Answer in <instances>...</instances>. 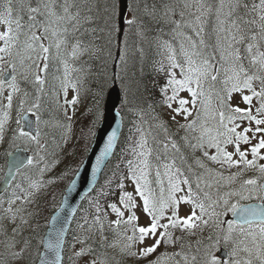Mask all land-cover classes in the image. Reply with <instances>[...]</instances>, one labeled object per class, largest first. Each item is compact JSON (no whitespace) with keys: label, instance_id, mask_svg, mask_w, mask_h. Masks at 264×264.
Segmentation results:
<instances>
[{"label":"trees","instance_id":"obj_1","mask_svg":"<svg viewBox=\"0 0 264 264\" xmlns=\"http://www.w3.org/2000/svg\"><path fill=\"white\" fill-rule=\"evenodd\" d=\"M54 2L55 11L58 14H62L64 0H54ZM116 2L117 0H69V3L72 4L70 11L73 13L79 12V30L73 32L71 31V25H68L70 29L67 34L68 43L67 45H62L60 51L64 54L65 48L68 50L67 61L70 68L71 81L77 83L79 95L85 96V106L83 112L77 117L76 134L69 149L62 158L54 175L50 180H46L48 185L44 190V194L39 197V204L35 205L36 214L33 221V226L36 224L41 228L38 236L42 239L51 214L60 206L66 187L86 158L93 142L96 129L102 120L100 119L95 124L93 123L96 120V101L99 99V111L103 114L108 92L113 85L114 63L117 52L121 48L125 59L124 61L119 59L116 73L118 85L122 92L120 111L124 121L123 132L116 152L106 168L98 187L85 200L79 210L68 239L70 241L74 238L78 229L86 228L88 231L87 244L91 247L92 254L108 260L111 264L121 263V258L114 255L108 247L111 242L123 234L126 225L122 224L119 228H116L115 225L110 223L115 220L116 214L112 212L108 205L116 204L118 208L125 212V218L130 213L119 202L122 192L131 193L136 202L135 189L137 185L135 180L131 179L132 172L130 171L129 161L133 162L132 167L135 169L136 175L139 176L140 170L143 168L141 160H148V167L144 169L145 176L144 180H141V185H144L146 194L150 192L157 202L160 200L161 195H163L164 199H167L170 191V176L181 181L184 179L189 180L194 198L198 196L205 204L209 203L205 194L211 200H216L213 194L208 192L205 186L202 185V171L198 170L202 150H194L187 145L188 142L185 139L182 125L167 116L165 110L167 104L170 103L167 97L173 95L172 86L168 83L171 78L169 73H175L177 80L183 79L181 69L179 67L172 68V61L169 57L174 52L176 61L184 63V56L180 52V46L183 43L186 49L189 48L185 36L194 37L190 27H184L182 24V27L177 29L175 23H173V21L181 22L182 11L179 14L178 10L174 9V4L178 0H129L127 20L134 18L136 23L132 25L125 24L121 42H119L120 29L119 31H112L111 35L109 34L110 26L113 22L119 28L118 18L112 17L111 12V7ZM245 2L251 8L254 0H245ZM37 3V0H13V18L19 15L23 24L19 36V39L22 40L19 43L20 46L25 41L28 25L32 23L28 20L29 13L27 8L29 5L36 7ZM185 3L189 5L188 8H197L196 0H185ZM205 3L215 9L218 0H205ZM2 7L3 0H0V10ZM240 12L243 13L244 9H241ZM183 14V21L194 22L190 11ZM251 16H255V14L252 13ZM110 17L112 18L110 19ZM37 20L42 22L44 17L37 16ZM205 20V39L209 43L214 44L215 34L212 31L215 22L214 11L206 16ZM12 27L15 29V24ZM38 32L41 34L42 30ZM51 37V33H49L47 39L49 40ZM77 40L80 42V48L83 51L78 52L76 57H72V48ZM168 45L171 46L173 52L169 51ZM243 49L244 46L241 45V53L246 55ZM208 51L212 50L208 49ZM50 63H52L51 58ZM244 64L246 68H250L248 60H245ZM47 73H49V70H47ZM46 74L47 83H45L42 92L37 91L38 86L33 82V74L29 79L20 81L21 94H23L24 98L22 99L23 102L19 98L14 100L18 112L12 120L15 128L10 129L9 120L4 126L5 136L10 142L8 143L9 145L4 146V153H0V177L3 175L7 153L16 147L23 146L21 144H11L13 138L20 135V112L27 113L30 108L31 110H39L45 105L46 94L50 91L47 86L49 76H46ZM223 75L224 72L221 71L216 82L209 81L211 87L215 90H219V87L223 86ZM163 89H167V92L162 91ZM101 90L103 92L102 97H97V93ZM125 94H127V104H123ZM177 94L178 92L176 96ZM37 97H39V100H37ZM34 103H39L40 107L38 109L32 108ZM18 120L19 124H17ZM160 124L167 127V133H164L158 127ZM137 129H141V131H137ZM142 133L144 138L147 139V147L152 150L151 155L147 157H139L137 155L141 151L139 143ZM167 140L174 141L179 148V152L169 147L167 153H165L161 142ZM173 160L175 161V166L169 173L164 165L173 164ZM32 165L27 166L23 172L29 170ZM176 168H179L183 175L177 177ZM202 168L205 171L204 167ZM157 172H159V175H157ZM21 175L22 172L18 174L13 182L11 191L14 189L19 192L24 190L25 186H22L21 182H19ZM145 180L147 181L146 185L144 184ZM198 182L199 188L196 187ZM120 184H123V189L119 187ZM180 188L181 191L176 192L175 196L177 194H180L181 197L186 196L189 185L181 183ZM97 204L102 209L99 215L104 225L103 233L98 230L99 225L95 223V218L98 215L96 211ZM197 210L199 211V209ZM218 210V212L221 211L220 213L224 211L222 201ZM135 213L137 215L136 209ZM105 214H107L106 219L104 218ZM221 215L219 220H221ZM209 225L213 226L207 225V227H204L201 225L200 228L192 231L169 228L167 231L171 233L173 242L169 243L166 239L161 241L158 250L173 245L171 250H175V253L179 250L184 257H188V260L191 261L193 255L197 256V261L201 260L202 253L210 243L208 237L210 235L213 237L218 234L222 235L220 226ZM35 245L37 252L34 261L36 262L42 250V244H37L35 241ZM198 247L200 249L199 252L197 251Z\"/></svg>","mask_w":264,"mask_h":264},{"label":"snow or ice","instance_id":"obj_2","mask_svg":"<svg viewBox=\"0 0 264 264\" xmlns=\"http://www.w3.org/2000/svg\"><path fill=\"white\" fill-rule=\"evenodd\" d=\"M197 8L196 13H194V22L192 21H183L184 14L181 13V22L173 21L176 28L179 29L182 27H190L193 36H185L189 48H185V45L182 43L180 46V52L184 56V63H178L176 61V55L173 52L170 45L169 51L173 54L169 57L172 61L171 67L181 69V75L183 79L177 80L175 78V73H169L171 77L168 81L169 85L172 86L173 95L167 97L168 101H174L176 99V93L187 89L191 94L192 100L191 103L193 107L195 106L197 99L205 96L204 85L208 81L216 82L220 76L221 71L224 72V79L222 83L224 84V92L226 95L217 94V99L219 101L218 107L216 109V115L219 117L218 121L212 128L206 127L204 124H201V134L198 137H195L196 143L190 144L189 146L193 149H203L205 145L208 148H214L216 154L209 155L207 151H204L203 155L207 157L210 161L220 164L227 165L229 168L240 167L241 165L244 168L257 167L256 157L259 156V159L264 160V155H260L261 150L264 149V138H260L258 143L251 147L252 159L247 158L245 151L241 150L240 145L243 143L245 145L250 143V138L247 133L253 131L251 128H244L242 131H237L239 127L236 124V121L247 120L249 122L254 121L255 132L264 133V119H258L255 115L252 114L250 108H241L239 106L232 107L228 103L232 99V93L239 92L242 95L243 101L251 104L253 96L261 99V105L256 109L258 114H264V51H261V43L264 42V0H260L259 4L253 3L251 8H249L248 3L245 0H218L217 6L215 9L209 4L205 3V0H196ZM72 4L69 3V0H64L62 5V14H58L55 11V2L54 0H47L46 3L38 0L36 7H31L30 5L27 8L29 13L28 20L31 21L28 25V33H26V40L24 47L27 51L31 53H36V58L33 59L32 55L28 54L24 56L20 63L23 66L24 60L27 59L31 61V64L27 65L25 72H31L33 69L34 84L38 86L37 91L42 92L45 85V79L42 78L40 72H46L48 69V59L50 46H45L44 43L40 41L47 39L48 34L51 33L52 37H56L55 48L57 49V54L61 49L62 45H67V34L70 29L68 25H71V31L79 30V12L73 13L70 11ZM185 7H189L186 3ZM244 9V12L241 13L240 10ZM170 11V10H169ZM214 11L215 22L213 25V33L215 34V43H209L205 39V17L212 14ZM112 17L119 18V0L114 3L111 7ZM256 13L252 18L247 19ZM14 9H13V0H3V11L0 13V22L7 25V31L0 33V40L4 42V47H0V53H5L7 55H12V49L16 47L21 29L23 24L21 23V17L16 15L13 18ZM167 15V13H166ZM37 16H43L44 20L41 22L37 20ZM110 17V19L112 18ZM128 25L136 23L135 19H128L126 21ZM15 24V29L12 25ZM42 30L41 34H38V31ZM112 31H119L118 26L115 22L110 26V35ZM241 45L244 46V53H241ZM211 49L212 51H208ZM253 49H256V54L253 55ZM83 51L80 48V42L77 40L76 44L73 45L71 55L76 57L78 52ZM111 55V53H109ZM19 55V53H17ZM3 56H0V60H3ZM120 60L124 61V55H120ZM248 60L250 68H246L244 61ZM186 65V66H185ZM12 69V79L9 86L13 89V92L19 91V88L16 84V72L17 67L15 63L11 65ZM65 78L61 82V87L65 95V104L69 107H74L79 99V89L77 83L71 82L67 79V69L68 65L65 63ZM163 70V69H161ZM0 76H2V71H0ZM254 81H258L260 84L259 91L253 85ZM4 81L0 78V90L3 89ZM195 85V87H193ZM68 88H71L77 93L71 100L67 99ZM247 89L252 93L251 96L243 95L244 90ZM165 93L167 89H163ZM102 90L97 93V97H102ZM39 100V97H37ZM7 107L10 109L12 106V95L7 96ZM99 99H97V110H96V120L94 124L102 119L103 114L99 111ZM127 94H125V99L123 104H127ZM188 100L181 99L179 100V108L172 109L176 115H181L182 113L187 119L188 116H191V112L184 107L188 104ZM201 105L207 113V101L201 100ZM39 103H34L32 108H39ZM168 108H172V104H167ZM223 109H227L225 112ZM31 111V108L29 109ZM67 115V112L65 113ZM199 118V113L197 114ZM71 116H68V119L71 120ZM215 119V116L212 117ZM8 119V113H3L2 118H0V139L3 138L4 126ZM175 119V116L172 117ZM19 124V120L17 121ZM164 133L168 132L167 127L163 124L158 125ZM189 130L196 129V121L192 123L182 125ZM141 131V129H137ZM20 135L23 137H28L29 133L21 131ZM116 131L113 130L112 133L107 138V144L104 149L102 156H106L113 147V143L116 140ZM36 139L37 143L38 138ZM187 139V138H185ZM162 147L165 153L169 147L175 149L176 152H179V148L174 141L167 140L162 141ZM147 139L144 138L142 133V138L139 143L141 151L137 154L139 157H147L151 155L152 150L147 147ZM235 145V153L230 152L227 149L228 145ZM234 154L238 155L239 159H234ZM159 158V157H157ZM101 157L97 158V165L101 163ZM29 164H32V160L28 161ZM133 162L129 161L130 171L132 172L131 179L136 182L135 191L138 193L140 198L143 200V212L147 213L151 217L150 224L148 226H135L134 222L138 220V217L135 213L137 208V203L134 200V197L129 192H122L119 197L120 204L123 205V208L126 209L130 214L127 216V219H124L125 212L116 206V204H110L108 207L111 208L112 212L116 214V219L110 223L115 225L116 228H119L122 224L131 225L132 227V236H126V239L129 242H136L143 244L145 239L149 236L157 237L155 241L150 245L142 248L139 254L142 257H147L151 253L155 252L156 249L160 246L161 241L167 240V242H173V238L170 232L167 230L172 229H181L192 231L196 228H200L201 225L207 227L211 221L213 224L219 226L222 221L219 220V216L222 214L217 212L216 209L220 207L221 201L226 210H231L233 214L237 213V206L235 204H230L229 200L225 197H231L234 195H240L242 199H249L250 196H243L242 193L228 192L225 194V197H220L217 200H211L210 197L205 194L206 198L209 200V203L205 204L198 196L194 198V193L189 180L184 179L181 181L178 178H173L170 176V191L167 199H164L161 195L160 200L157 202L156 199L152 196L150 192L146 194L144 185H141V180H144L145 172L144 169L148 167V160L142 159L141 164L143 168L140 170V175L137 176L135 169L132 167ZM175 166V161L173 164H165L164 167L171 173V169ZM139 167V165H137ZM200 167H204L203 164H200ZM259 171L261 174H264V165L259 166ZM177 177L183 175L179 168H176ZM159 175V172H157ZM235 176L229 177V180H234ZM189 185L188 194L184 197L176 198L175 193L181 191L180 184ZM144 184H147V181H144ZM244 184L255 185L256 180L249 179L244 181ZM33 188H38L39 185L33 183L30 185ZM119 187L123 189V184H120ZM197 188L200 187L199 182L196 185ZM211 187V185H209ZM264 192V188L261 189ZM19 199V197H17ZM261 199H264V195L261 196ZM14 201H10V204ZM191 204L192 210L191 214L185 217L179 215L180 204ZM171 208L172 214L167 217L168 223L161 224L160 220L164 217V212L166 209ZM196 209H199V214L197 215ZM6 211L12 212L11 207ZM19 211V210H17ZM96 211L98 215L95 218V223L99 225V231L103 233V223L101 222V216L99 213L102 211L100 206L97 204ZM243 213L241 216V223L233 224L229 223L227 230L224 232L223 236L216 235L215 237L209 236L208 240L210 241L209 245L205 249L203 258L200 260L199 264H222L221 260L218 259L215 255V252L219 250L221 245V240H223L224 246L229 247L230 243L233 245L228 251V260L224 264H264V208L259 210L256 208H244L241 209ZM15 213L12 215L13 221L15 220ZM207 216L208 219H204ZM104 218H107L105 214ZM87 223V221H85ZM256 225L258 232L256 231H246L245 225L249 229L252 228V225ZM163 228L165 231L158 234V229ZM239 229L241 235L244 236V239L239 241L237 244L233 238V233ZM16 230L13 229V232ZM63 229H61L62 233ZM139 233V236H136V233ZM249 238L251 246H249ZM27 243V242H25ZM7 247H15V244L7 245ZM51 247V245H49ZM131 243L124 245L125 249H130ZM197 251L200 249L198 247ZM243 251L247 253V258H241L239 253ZM131 255H136V253L130 252ZM77 256L85 255V250H81L76 253ZM13 259L20 258L22 256V251H13L11 253ZM186 264H188V257H184ZM43 264H60L59 255L56 256L55 261H43ZM95 264V262H93ZM155 264H160V260H157ZM191 264H197V256L193 255L191 257Z\"/></svg>","mask_w":264,"mask_h":264},{"label":"rangeland","instance_id":"obj_3","mask_svg":"<svg viewBox=\"0 0 264 264\" xmlns=\"http://www.w3.org/2000/svg\"><path fill=\"white\" fill-rule=\"evenodd\" d=\"M41 2L46 3L45 0H41ZM254 3L259 4L260 0H254ZM185 4V0H178V2L174 4V9L178 10L179 14L181 13V11L182 13H187V11H190L192 15L196 13V8H186ZM2 11L3 7L0 10V13H2ZM254 14L256 15V13ZM250 18H252V16L247 17V19ZM192 19L194 21V15L192 16ZM5 31H7V25L0 22V33H4ZM38 34L40 33L38 32ZM26 38L27 37L25 36V40ZM56 39V37H51L49 40L44 39L40 41L41 43H44L45 46H50V52L48 54L49 59L47 61V70H49V73L46 74L47 71L40 72V75L44 79L45 74L46 76H49V82L47 86L50 91L46 94V102L42 109L29 111L36 116L39 133L34 137H37L39 142L37 143L36 139H32L33 136H31L30 134L28 137H23L21 135L15 136L14 139L16 142H11L12 145L23 144L24 147L30 150L33 165L29 170L23 172L21 178H19V182H21L22 186H25L24 190L20 192L16 189L12 191L10 190L6 196L0 198V264H36V262L34 261V257L37 252L35 241L37 244H42L43 240L40 236H38L41 228L36 224L33 226V221L36 214L35 205L39 204V197L40 195L44 194V190L48 185L46 180H50V178L54 175L56 169L61 163L62 158L69 149L76 134V120L78 119L77 117L81 112H83L85 106L84 95H79L78 102L74 107H69L65 104L66 98L61 87V82L65 78L64 65L65 63H67L68 65V50L67 48H65L64 54L61 51H59V54H57V49L55 48ZM21 41L22 40L19 39L16 47L12 49V55L0 53V56L4 57L3 60H0V71H2V76H0V78H2L3 75L9 69H11L10 65L12 63H15L17 67L16 84L19 88V91L13 92V89L9 86L11 81L8 83H4L3 89L0 90V118H2L3 113H8L7 120H9L8 125L10 126L11 130L15 128L12 120L14 119V115L18 113L17 108L15 107L14 100L18 98L22 100L24 98L23 94H21L20 81L29 79L35 71V69H33V71L31 72H25V68L27 67V65L31 64V61L25 59L23 66L20 63L21 59L28 54L32 55L33 59L36 58V53H31L25 49V41L23 42V45H19ZM261 44V51H264V42H262ZM0 47H4V42L2 40H0ZM17 53H19V55H17ZM255 54L256 49H253V55ZM50 58L52 60V63H50ZM67 79L71 81L69 65L67 69ZM223 79L224 75L222 77V80ZM45 83H47L46 79ZM222 85V87H219V90H215L213 87H211L209 81L205 83V96L198 98L194 107L191 103V94L187 91V89L181 90L178 92L176 99L174 101H170V103L172 104V108L166 107L165 110L167 116H169L170 118L175 116V120L181 125H186L192 123L193 121H196V129L194 131L183 127L184 136L185 138H187L188 142L187 145H190L191 142H193V144L196 143L195 137H198L201 134V124H204L208 128H212L218 121L219 117L216 115V109L219 103L217 94L226 95V93L224 92V84ZM253 85L256 90L259 91V82L254 81ZM193 87H195V85H193ZM9 94L12 95V106L10 109L7 107V96ZM76 95L77 93L75 91H73L71 88H68V100H71ZM243 95L251 96L252 93L245 89ZM181 99L189 101V103L184 106L189 110V112L192 113L191 116L187 117V119H185L183 113L181 115H176L172 110L174 108L180 107L179 100ZM201 100L207 101V113H205V110L201 105ZM261 102L262 101L260 98L253 96L251 104H248L243 101L241 93L234 92L232 93L231 101H229L228 103L232 107L239 106L241 108H250L252 114L255 115L258 119H264V114H258L256 112V109L260 107ZM223 110L227 112V109ZM66 112L67 115H65ZM198 113L199 118L197 115ZM23 114L24 112H20V116H22ZM68 116L72 117L71 120L68 119ZM214 116L215 119L212 118ZM236 124L239 125L237 131H242L244 128L253 129V131L247 133L250 138V143L247 145L242 143L240 145L241 150L245 151L247 154V158L251 160L253 158L251 155V147L258 143V140L260 138H264V133L255 132V128L257 126L255 125L254 121L249 122L247 120H238L236 121ZM21 131L23 130L22 123L20 122L19 132ZM5 133L3 132V138L0 139V153L3 151L4 146L9 145L8 143L10 142V140L5 136ZM201 150L202 152L199 164L204 165L205 171H203V168L200 167L199 164L198 170L202 171V185L205 186V189L208 190V192L214 195V198L216 200L217 197H225V194L228 192L242 193L243 196L251 197L249 199H242L240 195L225 197L229 200L230 204H235L237 207L241 204L249 203L251 201L262 200L261 186L264 179V174L260 173L259 166L264 165V160L259 159V156H257V167L244 168V166L241 165L240 167L229 168L227 165L214 163L203 155L204 151H207L209 155L216 154V150L214 148H208L207 145H205V148ZM226 150L235 153V145H228ZM260 155H264V149L261 150ZM233 158L239 159L238 155L235 154ZM231 176H235V179L229 180V177ZM249 179L256 180V184H244V181ZM33 183L38 184L39 187H31L30 185H32ZM209 185H211V187H209ZM17 197H19V199H17ZM180 197L181 196H178L177 199H179ZM136 200L138 220L134 222V225L137 227L148 226L150 224L151 217L148 216L147 213L143 212V200L138 194H136ZM10 201H14V203L10 204ZM9 207H11L12 212L6 211ZM191 210V204L181 203L179 215L181 217L190 215ZM216 211H219L218 208L216 209ZM196 212L198 215L199 212L197 209ZM231 212L232 211H227L224 207V211L222 212L224 214L221 215L220 220L222 221V223L219 225V228L222 231L221 236H223L228 227V225L223 224V218L226 216V214H230ZM13 213L16 214L14 221L12 219ZM171 214L172 209H166L164 212V217L160 220V223H168L167 217ZM124 219L126 220L127 216ZM204 219H208V217L205 216ZM209 224L213 223L210 221ZM209 224L208 226H213ZM132 227L133 226L131 225H126V228L123 230V234L118 239L111 242L108 247V249L114 255L121 258L120 264H155L157 260H160V264H186L184 255L181 254L179 250L176 251V253L174 252L175 250H171L173 245L170 247L168 246L169 249L160 248V250H158L159 248H157L156 251L151 253L149 256L142 257L139 254L140 250L146 246H150L155 241V239L158 238V236L147 237L143 244L139 243L138 241L129 242L126 239V236L133 235ZM13 229H15L16 231L13 232ZM245 230L258 232V228L256 227V225L252 226L251 229L245 227ZM163 231V228L158 229V234ZM87 234L88 231L84 227L80 230H77V234L69 241L66 247L65 264H93V262H95V264H111L108 260H105L101 257L99 258L92 254L91 247L87 244ZM136 236H139L138 232L136 233ZM233 238L238 244L239 241L244 239V236L241 235L239 229H237L233 233ZM127 243H131L130 249L124 248V245ZM12 244H15V247H7V245ZM221 246H224L223 240H221L220 247ZM229 246L230 247L227 248L230 250L233 245L230 243ZM249 246H251L250 238ZM82 249L85 250V255L77 256L76 253L80 252ZM13 251H22V256L20 258L13 259L11 256V253ZM130 252L136 253V255H131L129 254ZM204 253L205 251L202 253V258L204 256ZM239 256L246 259L247 253L241 251L239 253ZM199 262L200 260L197 261V264H199ZM188 264H191L190 260H188Z\"/></svg>","mask_w":264,"mask_h":264},{"label":"water","instance_id":"obj_4","mask_svg":"<svg viewBox=\"0 0 264 264\" xmlns=\"http://www.w3.org/2000/svg\"><path fill=\"white\" fill-rule=\"evenodd\" d=\"M119 3V39L121 40L125 29L129 2L128 0H119ZM120 55L121 51L119 50L117 60ZM114 67L116 69V63ZM12 75V72L9 71L4 76V81L9 82L12 79ZM121 99V91L117 85L116 79H114V85L110 89L105 103L103 120L97 129L94 141L86 159L66 188L60 207L50 218L48 229L44 237L43 251L36 264H43V261L45 260L55 261L57 255L60 257V264H63L66 241L75 217L85 199L93 193L99 184L120 141L123 131V117L119 111ZM22 120L24 131L36 135L37 128L35 117L31 114H25ZM113 130L117 133L116 140L113 143L111 151H109L106 156H102L107 144V138ZM98 157L102 158L99 165H97ZM29 160L30 154L25 148H18L9 153L7 156L5 176L0 182V196L8 190L17 172L23 169L28 164ZM249 207L259 210L260 208H264V203L242 205L237 209V213L233 214L230 219L237 224L241 223V216L243 214L241 209ZM227 220L228 219H226V221ZM61 229H63L62 233ZM49 245H51V247H49ZM217 255L221 260H226L228 257V251L225 248H221L217 252Z\"/></svg>","mask_w":264,"mask_h":264},{"label":"flooded vegetation","instance_id":"obj_5","mask_svg":"<svg viewBox=\"0 0 264 264\" xmlns=\"http://www.w3.org/2000/svg\"><path fill=\"white\" fill-rule=\"evenodd\" d=\"M252 226H254V225H252Z\"/></svg>","mask_w":264,"mask_h":264},{"label":"bare ground","instance_id":"obj_6","mask_svg":"<svg viewBox=\"0 0 264 264\" xmlns=\"http://www.w3.org/2000/svg\"><path fill=\"white\" fill-rule=\"evenodd\" d=\"M58 4V3H57Z\"/></svg>","mask_w":264,"mask_h":264}]
</instances>
